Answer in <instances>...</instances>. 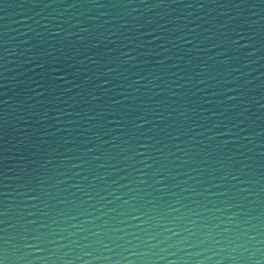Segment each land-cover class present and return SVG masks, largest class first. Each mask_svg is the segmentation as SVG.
<instances>
[{
  "label": "water",
  "instance_id": "water-1",
  "mask_svg": "<svg viewBox=\"0 0 264 264\" xmlns=\"http://www.w3.org/2000/svg\"><path fill=\"white\" fill-rule=\"evenodd\" d=\"M0 264H264V0H0Z\"/></svg>",
  "mask_w": 264,
  "mask_h": 264
}]
</instances>
